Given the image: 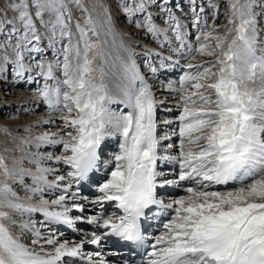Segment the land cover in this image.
<instances>
[{"label":"snow or ice","instance_id":"snow-or-ice-1","mask_svg":"<svg viewBox=\"0 0 264 264\" xmlns=\"http://www.w3.org/2000/svg\"><path fill=\"white\" fill-rule=\"evenodd\" d=\"M208 2L217 15L216 0ZM153 3L133 0L123 10L129 17L147 13L135 26L158 41L163 37L162 46L170 44L171 32L179 43L169 50L188 61L179 87L169 84L180 101L177 128L163 135L157 133L158 101L134 59L121 62L116 92L109 87L106 41L83 0H0V80L7 79L9 68L18 81L38 83L35 77H42L35 99L52 117L42 123L56 125L55 131L19 138L21 145L52 151L20 147L24 156L11 167L0 155V264H76L73 258L105 264L93 262L101 253H85L84 246L100 245L109 236L148 249L142 264H264V41L254 11L259 6L264 14V0H229L226 31L218 33L205 20L196 46L186 43L185 25L172 11L180 5L155 0L167 16V27L161 28L148 11ZM190 3L198 26L204 10L197 11L195 0ZM77 11L82 21L75 18ZM106 22L110 25V16ZM45 40L48 49L62 45L53 52L54 62L44 59ZM196 54L214 59L192 63ZM118 104L127 111L112 107ZM113 140L119 151L102 159L103 146ZM24 159L33 167H24ZM164 165L172 168L166 172ZM100 169L108 178L99 194L81 197L82 182ZM182 182H187L184 195L161 198V189ZM106 202H114L118 212L84 215L89 203ZM154 208L166 219L149 238L146 226ZM37 214L43 219L34 218ZM76 222L96 231L74 242L58 239L52 226ZM26 233L31 245L21 238Z\"/></svg>","mask_w":264,"mask_h":264},{"label":"bare ground","instance_id":"bare-ground-1","mask_svg":"<svg viewBox=\"0 0 264 264\" xmlns=\"http://www.w3.org/2000/svg\"><path fill=\"white\" fill-rule=\"evenodd\" d=\"M130 1H133V0H128V2H130ZM183 1H185V0H183ZM189 1L190 0H188V2ZM188 2H187V4H188ZM199 2H200V0H199ZM199 2L197 0V4H199ZM102 4L99 5V6H94L93 8L91 6L90 12H91L93 18L97 22L98 30L100 31V40L101 41H106V43H104V45H103L104 46V51H105V54H106V59L108 61L107 65H105V70L109 73V75L106 77V81L109 84V87L115 93L116 92L115 83L117 81L118 76L120 75L118 70H119V66H120L121 62L125 61L129 57H131L132 59L135 60L136 65H137V69L139 70L141 75L145 76V78L147 79L148 77H146V75L151 74V73L150 72H148V73H144L143 72L142 65H141L140 60H139L140 56L143 54V52H142L143 48L141 50L140 47H145L146 50H149V52H151L152 50H154L156 48V45H153L154 41L152 42L149 34L146 33L145 30L137 28L135 25H133L131 23L132 20L129 21L131 19L130 17H128L125 20L126 22L124 21V18H126V16H125V14L122 11H120V10H118L116 8V6H117L116 5L117 4L116 0H107V1H104ZM169 4H170V2H169ZM173 4H175L174 1H173ZM177 4L181 5V7L183 5V4H180V3H177ZM105 6L108 7L107 13H105V11H104ZM123 6L124 5H121L120 7L123 8ZM154 10H156L155 9V0H154V3H153V6L148 9V11L152 14L153 17H155V15L157 13L156 12L157 10L156 11H154ZM175 10H177V9H175ZM160 13L161 12H159V14ZM106 16H110V21H111L110 25L106 22ZM75 18L79 19L81 21L83 20V17L81 15L79 16L78 13H75ZM136 20L140 21L139 18H137ZM161 20H162V18H161ZM154 22L156 23V21H154ZM158 24H160V23H158ZM109 27L111 29L110 31H109ZM161 28H163V27L161 26ZM187 39L188 38H186V43L188 42ZM171 40L172 39H170V41ZM174 45H175V43H174ZM43 46L45 47L44 59L55 61V59H51L52 57H50V54H52L54 51H57V53H58V50L61 48L62 45L61 44H57L56 49H48L47 48V40H45ZM158 48H160V47H158ZM166 51H168L169 53L166 52L167 54H165L164 56L167 55L166 57H168V56H172L173 57L174 54L173 55L170 54L171 52L169 50H166ZM153 53L154 54H152V55L148 54V58L152 57L153 59L154 58L158 59L159 57H161V56L155 55L156 52H153ZM166 57H164V58H166ZM37 59H39V57H37ZM155 63H157V62H155ZM193 63H196V62H193ZM175 64H176L175 63V59H172L171 67H169L168 70L176 72L177 67L175 66ZM114 65H115V67H114ZM162 68L165 70L164 67H162ZM29 75H34V74L26 73L25 77L27 78ZM6 76H7L6 80H0L1 84L4 83V85H6V86H4V85L2 86L3 90L0 89V107H1V110H2L1 112L3 114H9L7 112H12L13 113L12 115L15 116V113L17 111H19L18 108H20V107H25L26 110H25L24 113H27V112L30 113L32 111L34 112L36 107H39L41 109V111H40L41 114H36L37 112L35 111L33 114H31L32 116H30V117L22 116L21 119H17V120H14V121H11V120L7 121V119L3 118V120L0 121V132L4 128L7 129L6 136H5L4 133H2V138H3L4 141H1V136H0V143L1 142L3 144L7 143V145L5 147H2V145H0V155H3L5 157L6 163H8L9 166L11 167L13 159L21 160L22 157L24 156V153H22L19 150L20 147H23L27 152H37V151L50 152V151H52L51 146H43L41 149H36L32 145H21L19 138L20 137L36 136V135L42 134L43 132L55 131L56 130V125L55 124H44V123H42V121L48 120V119H50L52 117L50 116V114H48V115L47 114H44V115L42 114V112L45 109H47L46 107H48V106L43 104L42 101H39V100L35 99V97H36L35 87H36L37 83H28V82H26L25 79H22V80L18 81L15 78V73H14V71H12L11 68H9L6 71ZM37 77H35L36 80L38 78L43 79L42 77H38V78ZM24 80H25V82L22 83V81H24ZM147 82L152 86V91H153V93L155 95L156 100L158 101V106H157V110H156V116H158V114L163 116V115H167V114H175L177 112H180L179 105H178L179 103H177L176 101H169L170 99H173L174 97H176V99H177V93L174 92L173 90H171L172 88L168 87L167 90H164L163 88L158 87L160 84L156 86V84L153 83L155 81L150 82L147 79ZM158 83H160V82H158ZM15 84L19 85V87L17 85H16L17 86L16 87ZM40 84H41V81L39 80V85ZM8 86H10V89L7 88ZM167 98L169 100H166ZM112 107L115 110H117V111H120V110L127 111V109H124V105H122V104L113 105ZM48 113H50V112H48ZM164 117L165 116H163L161 118H164ZM158 118H160V117H157V119H156L157 120V133L162 132V130H168L167 129L168 127H170V129L175 127L177 119H175L176 121H174V118L173 119L172 118L171 119H166L167 121H173L175 123L165 124L164 122H159ZM26 128H31V133L26 132L25 131ZM170 132L171 131H169V133ZM159 135H162V134H159ZM176 139H177V137H173L172 141L176 140ZM166 142H168V141H165L164 143H166ZM114 148H115L116 151L115 150L111 151ZM13 149H16V150L13 151ZM103 151H104V154H103L102 159H105V160L111 159L113 157V154L119 151L117 142L115 140L110 141V142H106V145L103 146ZM106 154L107 155L109 154V155L107 156ZM23 166L27 167V168H32L33 167L31 164H29L27 162L26 159L23 160ZM167 166H169V167H167ZM57 167H59V166H57ZM63 167L67 168V166H63ZM162 168H163L164 171L167 172V171H169V169L172 168V165H164V166H162ZM100 171H103L105 174H107V177H108V171L107 170L100 169ZM10 183H11V181H10ZM29 183H31L30 178H29ZM97 183H96V179H95L94 186L96 187V189L98 188V186H97L98 184ZM184 183L185 182H182V184H184ZM90 186H93V183H90ZM13 187L17 190L18 194L21 197L24 196V192L22 190H20L18 187H16L15 184L13 185ZM229 190H232V189H229ZM73 191H75V186L73 187ZM98 194L99 193L97 192V190H96L95 194H92V192L87 194V193L83 192V189L80 190V196L81 197L87 196L89 198V200L95 199V197ZM176 197H178V196H176ZM52 198H55V197H52ZM77 202H79V200ZM99 207L100 206H93V205H91L89 203L88 207H87V210L89 209L88 211H92V210H96L97 209V211H94L92 213H86V212L85 213L87 215H97ZM76 213H77L76 215L79 214V212H76ZM35 218H37L38 220H42L43 219V217L41 215H39V214H37V216ZM80 224L87 227V223L81 222ZM52 227H54L57 230L56 231V235H57L58 239H60L61 241L69 240V241H73L74 242V241L78 240V239H73L71 237L68 238L69 235L65 231H63L64 230L63 228L59 229L58 225H55V226H52ZM82 229L84 231V234L85 233H87L88 235L91 234L89 232V230H87V228L83 227ZM42 231L44 232L45 235L49 234L47 229H42ZM28 236H29V234L26 233L21 238H22L23 242L31 245V240L28 241V238H27ZM111 242H112V240H110L109 237L103 239L101 241V244L99 245L100 250H94L89 244H86L84 246V252L85 253L100 252L101 256L97 257V259L98 260H101V259L106 260L105 259L106 255H108L106 253V249L109 248V244ZM47 250H50V249H47Z\"/></svg>","mask_w":264,"mask_h":264},{"label":"rangeland","instance_id":"rangeland-1","mask_svg":"<svg viewBox=\"0 0 264 264\" xmlns=\"http://www.w3.org/2000/svg\"><path fill=\"white\" fill-rule=\"evenodd\" d=\"M104 1H107V0H83V3L88 7V9H89V11H90V9H91V6H92V8L94 7V6H99V5H101ZM173 1H174V3L175 4H177V3H180V4H183L182 5V7H179V8H172V11H173V13L180 19V21H181V23L182 24H184L185 25V28H184V31L187 33V37L186 38H188L187 39V43L188 44H191L192 46H196V36H198L199 35V31H198V27L199 28H204V24H205V20L207 21V24L209 25V26H211L212 24H215L216 25V27H217V31H218V33H220V34H223L225 31H226V28H225V25H227V22H228V18H229V15H230V12H229V8H228V3H229V0H216V3L220 6L219 7V11H218V14L217 15H213V11H214V9H212L211 7H209V2H208V0H200V2H199V0H198V2H199V4H197V0L195 1V4H196V7H197V11H199V9L200 8H203V12L201 13V19H200V21H199V25L197 26V25H195L194 24V18H193V13H192V5H191V3H190V1L188 2V0H185V1H183V0H168V2H170V4H173ZM132 2L133 1H130V2H128V0H116V8L118 9V10H120V11H122L124 14H125V16H126V18H124V21L129 17L128 15H127V13L123 10V8H121L120 6L121 5H124L125 3H128L129 5H131L132 4ZM187 2H188V4H187ZM256 2H257V4H259L260 3V0H256ZM120 3V4H119ZM159 3L161 4V6H163V4H164V0H159ZM103 5V4H102ZM119 5V6H118ZM181 6V5H180ZM204 6V7H203ZM105 8L106 9H108V7H106L105 6ZM155 9L157 10H154V11H156L157 13H156V15H155V21H156V24L158 25V26H162L163 28H166L167 27V24H166V20H167V16L166 15H164L162 12H161V10L159 9V8H157L156 6H155ZM175 9H177V10H175ZM181 9V10H180ZM177 11V12H176ZM183 11V12H182ZM254 11L257 13V22H258V29H259V32H260V38H261V40L262 41H264V14H262V10H261V8L259 7V6H257V7H255L254 8ZM159 12H161L160 14H159ZM179 12V13H178ZM76 13H78V15L80 16V13L77 11ZM138 13V14H137ZM136 14H135V16L134 17H130L131 19L129 20V21H131V23L133 24V25H135V21H137L136 19L137 18H139L140 19V21L142 22L143 20H144V18H145V16L147 15L146 13L144 14L143 12H137ZM181 13V14H180ZM141 14V15H140ZM180 14V15H179ZM138 16V17H137ZM162 16V17H161ZM182 16V17H181ZM161 18H162V20H161ZM158 20V21H157ZM123 22V21H122ZM126 22V21H125ZM158 23H160V24H158ZM165 26V27H164ZM187 26V27H186ZM229 27H230V25H229ZM141 29V28H140ZM142 30H144V29H142ZM149 36H150V38H151V40H152V42H153V45H156V48L154 49V50H152L153 52H156V53H159L160 52V56L161 57H166V56H164L165 54H167V53H169L168 51H166V50H169V48L171 47V48H175L176 46H178V44L177 43H179V42H177V41H175L174 39H172L171 41H170V43L171 44H166V45H164V46H162V44H161V42L160 41H162L163 40V38L161 37L160 38V40L158 41V40H156V39H153L152 38V36H151V34H149ZM171 36H172V34H171V32H169V37H170V39H171ZM162 39V40H161ZM146 40V39H145ZM156 41V42H155ZM67 41H64L63 43H66ZM174 43H175V45H174ZM158 45V46H157ZM170 45V46H169ZM167 46V47H166ZM158 47H160V48H158ZM141 48V50H142V48H143V50H142V52H143V54L140 56V58H139V60H140V63H141V65H147V67L149 66V65H151L152 67H155V68H157V72L158 73H160V71H163L164 69L161 67V63L163 62V63H165V65L167 66V65H171V61H167V60H163L162 61V59H161V57H159L158 59L157 58H152V57H149L148 58V54H154L151 50V52H149V50H146V48L145 47H140ZM159 49V50H158ZM164 50V51H163ZM170 51V50H169ZM167 52V53H166ZM171 52V51H170ZM183 53H184V56H186L187 55V49L185 50H183ZM170 54H174L173 55V57H172V59H175V61H179V64H177L176 65V67L178 66V70H177V73L176 74H173L172 76H173V78H175V80H176V83H175V85L174 86H176V87H179V80H180V77L184 74V72L185 71H188V69L185 67V65H186V63L188 62L186 59H184V57L181 55V54H177V53H173V52H171ZM156 55V54H155ZM50 57H52L51 59H55V57H54V55H53V53L52 54H50ZM61 59H62V56H61ZM178 59V60H177ZM211 59H214L213 57H208V56H203V55H199V54H196V56H195V60H193L192 61V63L193 62H204V61H208V60H211ZM154 60V61H153ZM160 60V61H159ZM181 61V62H180ZM54 62V61H53ZM155 62H157V63H155ZM161 62V63H160ZM169 63V64H168ZM153 64V65H152ZM157 64V65H156ZM159 66V67H158ZM183 68H182V67ZM163 70H162V69ZM147 71H149L150 72V70H147ZM167 71H169L168 69H166L165 68V72H167ZM160 75H163L162 73H160ZM148 79H150V80H153L151 77H152V75L151 74H149L148 76ZM168 77H170V76H168ZM38 78V77H37ZM39 80L41 81V84L39 85ZM37 81H38V83L36 84V87H35V92H36V89H37V87H42L43 86V83H44V81H43V79H40V78H38L37 79ZM25 82V80L24 81H22V83H24ZM159 82L160 83H156V85H161L162 87L161 88H163V89H166V88H164V86L167 84V85H169V83H170V81L169 80H167V79H165V76L163 77H161V79L159 80ZM4 85V83L3 84H1L0 83V89H2L3 90V86ZM17 84H15V86H16ZM164 85V86H163ZM4 86H6V85H4ZM18 87H19V85H17ZM16 86V87H17ZM173 86V85H172ZM173 86V87H174ZM2 87V88H1ZM8 89H10V86H8L7 87ZM5 89V88H4ZM166 100H169L168 98L166 99ZM169 101H176L177 103H179L178 105H180V101H179V99H176V97H174L173 99H170ZM46 105V104H45ZM47 109H45L43 112H42V114L44 115V114H50V113H48V112H50L49 111V109H48V107H46ZM19 109V111H17L16 113H15V116L14 115H12L13 113L12 112H7V113H9V114H3L1 111V107H0V121L1 120H3V118L4 119H7V121L9 120H11V121H14V120H17V119H21L22 118V116H25V117H30V116H32L31 114H33L35 111L37 112L36 114H41V109L39 108V107H36L35 108V111L33 112H30V113H24L25 112V107H20V108H18ZM48 110V111H47ZM178 114H180V112H177V113H175V114H173V115H175V118H174V116L172 117V118H174V121H176L175 119H177V115ZM163 116H165V118H166V116L167 115H163ZM157 117H160V118H158V121L159 122H164V121H162V119H161V117H162V115H160V114H158V116H156V119H157ZM167 121V120H166ZM176 125V124H175ZM4 128V127H3ZM164 128V127H163ZM170 128V127H169ZM4 129H6V128H4ZM4 129L0 132V136H1V141H4L3 140V138H2V133H4L5 134V136H6V134H7V131H4ZM174 128H172L171 130H173ZM176 129V128H175ZM7 130V129H6ZM162 131H164V130H162ZM170 130H168V132H169ZM163 135V134H162ZM178 139V138H177ZM176 139V140H177ZM173 142V141H172ZM166 143H168V142H166ZM165 143V144H166ZM111 144V143H110ZM0 145H2V147H5L6 145H7V143H5V144H3L2 142L0 143ZM62 151V149H60V148H57V150H56V154L57 155H59L60 154V152ZM26 163V162H25ZM180 188V187H179ZM182 189V188H181ZM180 189V190H181ZM89 210V209H88ZM88 210H86V213H92V212H94V211H97V209L96 210H92V211H88ZM77 213L76 212H74L73 213V215H76ZM35 218V217H34ZM39 218V217H38ZM37 219V218H36ZM68 238H70V237H68ZM28 241H30V239H28Z\"/></svg>","mask_w":264,"mask_h":264}]
</instances>
